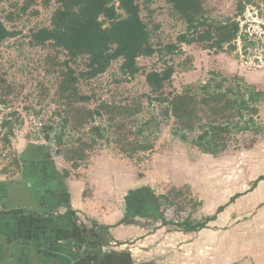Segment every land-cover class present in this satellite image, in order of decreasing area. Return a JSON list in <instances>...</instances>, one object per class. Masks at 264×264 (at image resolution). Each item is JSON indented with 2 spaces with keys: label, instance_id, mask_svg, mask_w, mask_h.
I'll list each match as a JSON object with an SVG mask.
<instances>
[{
  "label": "rangeland",
  "instance_id": "rangeland-1",
  "mask_svg": "<svg viewBox=\"0 0 264 264\" xmlns=\"http://www.w3.org/2000/svg\"><path fill=\"white\" fill-rule=\"evenodd\" d=\"M243 1H203L208 16L239 23L234 51L216 54L192 44L165 56L158 51L176 43L185 25L165 0H136L157 52L137 60L134 78L122 75L118 60L80 90L91 95L90 107L140 105L137 125L150 122L144 135L153 149L129 158L110 142L63 179L70 167L43 140L42 126L58 122L56 70L47 59L65 58L30 44L33 30L49 27L57 5L0 0V19L14 34L0 48V123L15 119L13 112L22 120L9 150L19 156L20 172L3 174L4 167L9 175L13 170L9 152L0 157V264H264V180L250 190L264 176V104L257 119L262 132L236 134L212 156L173 136V118L150 101L145 83L146 73L167 64L174 68L168 92L204 84L211 73L241 77L264 91V0H252L239 16ZM173 190L181 194L173 197ZM235 194L241 196L232 219L191 233L179 226L185 219L202 222ZM163 195L173 204L163 203ZM36 255L41 262L31 260Z\"/></svg>",
  "mask_w": 264,
  "mask_h": 264
},
{
  "label": "trees",
  "instance_id": "trees-1",
  "mask_svg": "<svg viewBox=\"0 0 264 264\" xmlns=\"http://www.w3.org/2000/svg\"><path fill=\"white\" fill-rule=\"evenodd\" d=\"M165 1L183 22L185 30L177 36L176 43L159 50L160 54H181L182 45L192 44L216 54L235 50L240 33L237 21H221L208 16L204 0ZM55 3L57 7L49 27L33 30L30 44L54 50L65 58L47 59L51 69L56 70L53 101L56 110L53 115L58 122L49 121L42 126L43 140L52 145L54 155L70 167L63 169L61 177L68 178L71 170H78L97 148L110 142L129 158L138 153L151 152L152 142L144 135L150 122L140 123L137 127V116L142 111L140 105L100 102L90 107L91 95L80 90L82 82L96 79L118 60L121 61L119 70L122 75L134 78L140 71L137 60L157 52L136 0H55ZM251 4L252 0L239 3L236 14L242 15L245 5ZM13 35L0 19V48ZM173 72V66L165 64L161 71L153 70L145 74V83L153 98L150 101L163 106L165 117L174 120L173 136L182 142L189 141L203 154L216 156L227 149L234 135L262 132L257 119L260 116L259 106L264 104V91L245 83L241 77L228 78L211 73L204 84L186 85L178 93L168 92L166 86ZM12 114L15 119L4 118L0 123V157L3 151L9 152L15 129L22 124L16 113ZM7 154L9 168L13 171L9 175L8 167H4L2 173L15 176L21 170L19 156L12 152ZM260 180H264V176H260L250 190ZM170 194L177 197L181 193L173 190ZM239 196L235 194L227 204ZM160 200L173 204L167 195L161 196ZM226 205L219 206L214 215L202 222L192 224L185 219L179 226L186 233L205 229ZM56 256L65 259L61 255ZM31 260L42 261L37 255Z\"/></svg>",
  "mask_w": 264,
  "mask_h": 264
},
{
  "label": "crops",
  "instance_id": "crops-1",
  "mask_svg": "<svg viewBox=\"0 0 264 264\" xmlns=\"http://www.w3.org/2000/svg\"><path fill=\"white\" fill-rule=\"evenodd\" d=\"M258 195V194H257ZM238 198H240V196L238 197ZM235 199L234 201L235 202H237V200H239V199ZM256 200V202L258 201L256 198L254 199V200H252V202L253 201H255ZM235 203L234 202H232V203H229V204H227L226 205V207L224 208V210L221 212V213H219V214H217V216H216V219L214 220V221H212V222H209L208 224H207V226H210V225H212V226H215V225H218V224H220L221 222H222V220L224 219V218H226V219H228L229 217H230V219H232L233 218V212H235L234 210H233V208H232V206L234 205ZM222 206V205H221ZM218 208V207H217ZM216 213V212H215ZM214 213V214H215ZM214 214H212V215H214ZM212 215H210V216H212ZM209 217V216H208ZM229 220V219H228ZM210 224V225H209Z\"/></svg>",
  "mask_w": 264,
  "mask_h": 264
}]
</instances>
